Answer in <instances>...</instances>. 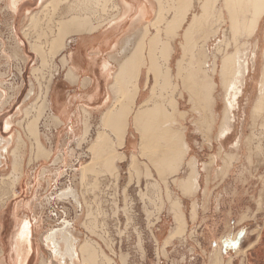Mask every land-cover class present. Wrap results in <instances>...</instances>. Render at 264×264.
I'll return each instance as SVG.
<instances>
[{"label":"rangeland","instance_id":"1","mask_svg":"<svg viewBox=\"0 0 264 264\" xmlns=\"http://www.w3.org/2000/svg\"><path fill=\"white\" fill-rule=\"evenodd\" d=\"M16 20H12L6 6L0 3V138L6 140L11 135L14 137L13 146L18 148L17 152L21 160L18 170L22 176L21 182L19 183V180L13 188L10 180H5L0 184V260L7 259L5 254L7 255L10 252L9 242L12 237V250L16 255L13 249L14 239L25 218L30 220L33 233L37 224L39 225L37 236L40 238L42 235L54 232L55 243L59 239L63 240L65 232L68 231L66 226H64V228L44 232L48 227L47 220L41 219L40 223L37 219L39 224L35 222L36 218L32 217L33 207L37 212L44 211L46 213L50 211L48 202H46L47 193L45 195L41 193L42 197L39 199L42 202L41 205L35 204L34 197L28 189L27 178H30L31 175L37 176V174L64 175L61 181L51 183L53 185L51 190H57L54 187L55 185L58 186L61 194H55H58V198L62 199L59 205L63 209H66L69 205H73V202L75 206H78L79 213L76 219L80 218L82 240L75 239V245L82 244L87 240L96 246L99 245V250L101 249L100 251L104 253L106 258H101L104 260L102 262H100L101 259H98L99 262L97 264H107L109 259L116 264H208L206 259L209 255V264H212L213 242L230 228L233 229L234 223L239 225L243 223V228L253 230L252 233L255 239L260 237V228L264 222L263 213L258 215L234 213L228 216L222 210L219 212L217 205L222 207H233L235 205L234 207L239 211L241 208L239 206L240 200H237L234 204H230L229 202L235 195V191L239 190V187H235V174L239 175L237 176L239 179L241 176V180H243L242 184L245 185V188L249 184L252 186L255 184L256 186V178L264 173V107L261 110L262 112L260 111L261 113L256 118H253L250 108L246 107L244 102V98L247 99L251 96L250 92L246 90L238 96L235 110L231 114L226 113L224 105L226 87L221 82L222 80L219 77L218 71L220 61L226 53L231 54L232 59L237 53L247 63L248 76L252 72L253 76L259 77L261 65L258 62L255 63V60L253 62L252 54L255 52L256 57H259L260 60L261 50L264 48V18L260 23V31L252 37L242 34V30L239 33L233 32L228 24H224L221 27L219 22L213 21L214 26L212 25V28L217 30L215 37L211 35L215 33V31H212L207 38H195L199 45L205 43L203 46H207L209 50V53L206 52L205 47L204 56H206L203 57V63L211 65L215 61L216 70L213 78L217 87H214L212 92L213 101L210 108L218 118H213L214 122L209 131L205 134L200 133L196 130L194 123L198 118L197 115L190 110L186 101L177 93L176 101L178 102V108L180 112H186L184 113V118L179 123L182 128H185L187 141L192 144L190 154L189 152L188 154L189 156H194L196 161L205 163L208 167H204L205 165L201 166L196 192L187 194L185 197H182L178 193V190H176V186L178 185L176 183L175 186L174 181L177 177L181 178V173L175 177L165 175L163 178H160L150 168L152 180L147 179L144 173L142 174L146 160L138 157L135 149L131 150V146L135 148L137 146V134L131 127V118H129L130 123L125 137V147L120 150L127 154V158L121 164L115 163L112 168H106L104 164L95 166L92 161L88 165H79L85 162V153L90 152L89 144L94 138L86 140L87 142L84 139L82 140L84 142L81 144H75L73 138L77 137L78 134L73 136V124L65 125L63 128L64 147L60 151V157H64L67 161H70V158L74 157L76 146L77 156L79 157L80 154V157H82L78 160V163L53 166L49 164L48 160L51 154L48 156L36 154L35 137L40 140L46 152L50 150L48 146L49 135H47L46 130L52 124H49L47 119L44 120L45 115H48V108L46 111L42 109V115L39 119L37 118L39 122L37 121L38 128L36 129V135L30 136L27 133L26 126L34 116L36 119L38 112L36 108L41 107L46 88L57 73L56 56L58 55L51 59L47 58L44 62L45 64L41 65L38 54L33 52L31 48L34 45H38V49L47 52L49 49L48 40L57 31L59 22L35 21L36 23L30 24L29 21L25 25V23L19 21L15 22ZM24 25L26 28L20 33V28ZM180 40V38L176 40L177 46L175 49L177 50L179 49ZM179 54L180 52L178 55H172L170 61L171 68L175 65L174 61ZM146 59L148 62V54L146 55ZM252 66L253 69L251 68ZM175 83L178 84L179 81L175 79ZM30 91L32 92L31 94L29 93ZM148 92L149 89L145 91L144 98H146ZM28 96L30 97L28 98ZM253 96L255 95L253 94L251 97ZM140 99L143 100V98ZM99 104L102 105L103 101ZM117 106L118 102L116 101L112 108ZM99 115L100 113L96 118L95 114L92 113L91 117L83 119L82 124L84 122L90 126H97L98 124L100 127V122H98L100 120ZM231 115L234 119L232 123L229 121ZM7 120L11 121V128L10 130H3V124ZM222 123L231 125L227 128V135L223 140L218 141L216 136ZM176 127H179L177 123L174 128ZM84 129L88 132L87 127H84ZM249 130L252 131L250 134L248 133ZM18 137L20 138L18 139L19 142H17ZM240 141L247 147L249 160H244L245 156H242V161L240 159L241 162L238 161L235 164L237 161L233 160L235 153L232 147L236 145L239 148ZM251 144L252 147L249 149ZM127 146L129 150L126 149ZM221 146L224 148V151H219ZM132 152H135L140 174L131 175V173H128L129 157ZM237 152H239V149ZM120 153H117V155ZM218 153L221 154L219 155ZM188 154L186 155V160L193 158H189ZM112 156H116V152ZM226 157L227 159H224V161L221 160V158ZM215 160L216 162L213 163ZM8 164L5 167H9ZM84 166L87 168L85 167L86 175L84 174L83 176L80 172H82L81 168ZM4 174L5 172L0 173V177H4ZM207 175H210L211 179L208 183L209 190L205 194L206 191L202 188V179L205 176L208 178ZM182 177H186V175ZM253 177L254 179H252ZM75 178L78 179L77 197L73 191L74 185L77 183L74 182ZM247 179H252L255 183H245L244 181ZM151 184L153 187H151ZM236 184L241 185V182ZM69 190L74 192V196L68 197L65 195V192ZM255 193V188H253L251 195ZM169 199L178 200V203L180 202L179 210L183 215V223L180 229L176 231L173 228L175 225L172 213H169ZM259 204L258 206H260ZM24 205H27L29 208L31 206L32 211H28L27 207L20 208L18 210L19 214L15 218L14 212L16 207ZM193 205H197L196 209L193 208ZM203 205L209 207V212H206L205 209L206 213H202ZM13 214L14 217L12 216ZM24 215H28L29 217ZM22 216L24 217L18 223V227H16V220ZM209 243L212 244L209 245ZM244 247H247V243L240 245V251ZM261 247H263V250L256 258L253 255L254 249L250 247L246 249L245 255L240 254L241 252L238 251L237 256L234 257V261H230L228 260L229 258L227 259L222 256L223 258L219 259L220 264H264L263 244L261 243L256 249ZM42 248L40 245H35L34 248L33 244L30 255L42 253ZM46 248L48 249V247ZM218 248L221 249V246H218ZM225 249L228 250L229 248L225 247ZM241 260H244V262L242 263Z\"/></svg>","mask_w":264,"mask_h":264},{"label":"crops","instance_id":"2","mask_svg":"<svg viewBox=\"0 0 264 264\" xmlns=\"http://www.w3.org/2000/svg\"><path fill=\"white\" fill-rule=\"evenodd\" d=\"M0 3L1 5L7 6L4 0H0ZM18 3H20V5H18V10L16 11V13L13 14L9 12L11 13L10 15L13 21L14 19H17L15 22L19 21L25 23L26 25L30 20V16L32 15V18H34L33 20L36 22L57 21L59 23H67L70 22L71 19L75 20L74 22H76V25L73 22L74 28L70 27L65 30V33H62L61 39L65 49L63 48L64 50H61L57 54V73L53 76L52 82L46 88L49 89L47 97L48 115H45L46 117L44 120L47 119L48 123L52 124V126H50L48 130H46L47 135H49L48 146L50 148L49 152L51 154V157L48 160L50 165L64 166L70 163L73 164L74 162L78 163V160L82 158L80 157V154L79 157L77 156L76 146L74 149V157L70 158V161H67V159L64 157H60V151L64 147V140L62 137L64 126H68L70 124L74 125L73 136L75 134H78L77 137L75 136V138H73V142L75 144H81L82 142L86 140L88 141L89 139L92 140L99 128H101V130L104 129L103 132L106 133L108 137L110 136V139H112L111 129L103 128L101 126L99 127L98 124L97 126H90L87 124V127L89 128L87 136L85 137V140L82 141V133L84 129L82 124L83 119H88L92 116V113H94L95 117L97 118L98 114L101 111L107 110L112 102L119 101L121 97L119 96V93H116L113 91V89H111V85L114 84L115 79L119 75L120 69H123L124 65H135V67H133V73L137 81L136 85L139 91L138 101H140V98L143 97L146 91V55L149 53H158L163 42L168 43L170 47L173 48L172 55H174V53L178 55V53L180 52V45L182 43L184 33L189 26V23H191L195 17L200 15V6L202 5V3H205V0H21V2L19 0ZM214 3H217L216 0ZM98 5L100 8H97ZM100 10H102V12H100ZM24 14H26V16L28 17L27 19H25L26 21L23 18ZM25 25L23 26L24 28H20V33L26 28ZM76 27L78 28L76 29ZM56 32H54L53 36L48 40L49 43L52 38L56 37ZM201 33L203 32H201L200 30H196L195 32L194 30H192L190 36L192 38H199ZM208 34L209 33L207 32L206 35ZM205 36L203 34V36L201 37ZM177 38L181 39L179 42L178 50L175 49V47L177 46ZM209 72V69H207L205 72V78H208L206 81H212L213 79L212 72ZM213 90L214 88L211 90V88L208 87L205 94L208 103L207 113L212 114L211 125L214 122L213 118H218L216 114H214L215 112H213V110L210 108V103H212L213 101V97L211 96ZM113 93L114 95H116L114 96ZM178 95H181L180 97H182V99L185 98L184 100L190 107V110L198 115V113L193 110V107L191 106L192 104L188 102V97L186 96V94ZM254 99L255 98L253 96L250 98V101L247 102L246 98H244L245 106L249 107L250 111H252ZM101 101H103L102 105L99 104L101 103ZM176 104V114L179 116L177 118H179L180 121L181 118H184V115L182 116V114L186 112H180L178 108V102H176ZM197 117L200 118V115H198ZM198 118L197 120L199 122L200 120ZM54 119H57L58 121H55L59 123L56 124V122H54ZM197 120L194 122L197 131L202 134H205L207 131H209L210 128L201 130ZM179 121L177 119V126H179L180 128L176 127L175 129L182 130L185 136V142L189 147L190 154L192 144L187 141L185 134L186 131L184 130V128H181L182 126ZM224 126L225 123H222L220 129ZM251 132V130L248 131L249 134ZM208 145L210 146L209 142ZM102 147L103 148L100 149V152L97 151L98 154L94 155L91 151L89 153H85V162L79 165H88L89 163H91V161H93L94 164L103 165L102 162H105V159H109L110 157H112L111 154L113 155L114 152H123L118 150L117 148L112 149L108 144H104L102 145ZM251 147L252 144L249 149H251ZM246 148L247 147L244 146V143L240 141L239 152H237V150L235 149L233 150L235 153L233 159L237 161L235 164L240 161L242 156H245V158H243L244 160H249V154ZM109 155L110 157H108ZM95 157L96 159H94ZM190 157L194 156H189V158ZM196 165L200 170L201 166L205 165V163H200L197 161ZM188 170L189 169H186L185 172H183L181 169L180 173H184L181 175V177L189 174ZM207 176L208 178L205 176L202 179V188L206 191L205 194L209 190L208 183L211 179L210 175ZM237 176L239 175L235 174L234 183L235 187H239V190L235 191V195L229 200V202L230 204H234L237 200H240L239 206L241 208L239 209V211H237L236 207H234L235 205L233 207H222L217 205L219 212H221L222 210V212L228 214V216L234 213H240L242 215H258L260 213L264 214V173L256 178V186L255 184L253 186L249 184L246 185L245 188V185L242 184L243 180H241V176L240 179ZM21 177L19 183L21 182ZM63 178V174H37V176L31 175L30 178H27L26 183L28 182V189L34 197V203H38L41 205L42 202L39 199H41L42 195H45L47 193L46 202H48V206L50 208V211L45 213L44 211L37 212L33 207L32 217L38 219L39 222L42 221L41 219H43L44 221L47 220L46 223L48 227L44 232H50L52 230H56L62 228L63 226H66L67 230L73 235V239H78L80 241L82 240L81 222L79 217L78 219H76L79 210L76 208L74 203L73 205H69V207H66V209H63L61 205H59L62 199L58 198L61 194L58 190V186L55 185L54 187L57 190H51V188L53 187L51 183L59 182ZM252 179H254V177ZM252 179H247L244 182L255 183L254 181H252ZM74 182H77L74 185L73 190L77 197L78 179L75 178ZM238 182H241V185L236 184ZM253 188H255L256 193L254 195H251ZM176 190H178V193L182 197H185L187 194H189H183L182 190L179 189L178 186H176ZM55 193L60 194L58 195ZM258 203H260V206H258ZM196 207L197 205H193V208L196 209ZM20 208H26L28 211H32L31 206L30 208L27 205L17 206L14 212L15 218H17L18 216V210ZM208 208V206L203 205L202 213H204L205 211L209 212ZM14 214L12 215L13 217ZM24 216L16 220V227H18V223ZM243 225V223H241L240 225L234 223L233 229L230 228L228 231L223 233L216 241L213 242L214 247L215 245L221 246V254L227 259L229 258L228 260L230 261L235 260L234 257L237 256V252L240 251L239 247L241 244L245 245L247 243V247L243 248V250L245 251L249 248V246H251L254 249L253 255L255 256V258L263 250V247L259 249H256V247H258L261 243L264 246V222L260 228V237H258L257 239L254 238L255 236L252 233L253 230L243 228ZM35 238L36 237H33V240H35L34 244L43 247V252L39 253V255H36L35 253L30 255L26 259L27 264H59V259H57L58 257H52L50 250L48 251L46 247L44 248V244L39 243L37 238ZM12 243L13 237L9 242L10 252L7 255L5 254V257L7 258L5 262L7 264H17V261H19L12 250ZM211 244L212 243H209V245ZM225 247H228L229 249L226 250ZM42 258L44 261L42 260ZM209 258L210 255L206 259L208 264Z\"/></svg>","mask_w":264,"mask_h":264},{"label":"bare ground","instance_id":"3","mask_svg":"<svg viewBox=\"0 0 264 264\" xmlns=\"http://www.w3.org/2000/svg\"><path fill=\"white\" fill-rule=\"evenodd\" d=\"M18 1L19 0H4V2L7 5L6 6L7 10L13 14L16 13V11L18 10V5H20ZM214 2L215 0L214 1L205 0V3L204 4L202 3V5L200 6V15L195 17L194 20L191 23H189V26L187 27L184 36L182 38L183 41L180 45V54L174 61L175 65L173 64L174 66L172 68L170 67V60L172 58L173 48L170 47L168 43L163 42L158 53L148 54V62L147 65H145L146 68L145 74H146V91L149 89V92L146 98L142 97L145 100L140 99V101H138L139 91L136 85L137 81L133 73V67H135V65H124L123 69H120L118 75L119 78L117 76V78L114 81V84L111 85V89H113L114 92L119 93V96L121 97L119 101H117L118 106L112 108L113 105L116 103V102H112L111 105L107 108V110L100 112L99 115L100 120L98 121L100 122L101 127L111 129L112 139H110V136L108 137L106 133L103 132L104 129L101 130L100 128V130L97 131L94 140L91 141L89 147L90 151L94 155L100 152V149L103 148L102 145L104 144L110 145L112 149L114 148L115 149L117 148L118 150L124 149L125 137L130 123L129 118H131V127L133 128L134 132L137 134V141H136L137 146L135 145L136 148L134 146H131V150L135 149L138 153L137 156L141 157V159L143 158V160L144 159L146 160V164H144L145 168L142 170V174L144 173L147 179L152 180L153 177L151 176V171H153L157 176H160V178H163V176L165 175L175 177L176 175H178V172L179 173L181 172L180 171L181 169L183 172H185L186 169H189L188 170L189 174L186 173L187 174L186 177L175 179L178 187L182 190L183 194H187V193L193 194L194 192H196L198 188V180L200 178L199 177L200 170L197 168L196 165L197 161L194 157L186 160V155L189 152V147L185 142V136L182 130H177L174 128L175 124L177 123L176 119H178L179 121V118L176 117L178 115H176L177 101L175 99L177 97V93L186 94V96L188 97V102L192 104L191 106L193 107V110L196 111L198 115H200V118H198L200 121L198 122L197 120V122L200 129L204 130L211 127V120H212V114L207 113L208 103L205 94L208 87L211 88L212 90L214 86H216L214 82V78L212 79V81L208 80L210 82L206 81L208 78L207 79L205 78L206 77L205 72L207 69H209V71L212 72V74L213 72L215 73V69H216L215 61L212 62L211 64L212 66L206 64L205 62L203 63V57L206 56V55L204 56L205 47H206V52L209 51L208 47L203 46L205 43L203 45H199L196 40L197 37L196 39L192 38L190 36V33L192 30H194V32L196 30L197 31L200 30L201 32H203L201 33L202 35L200 34L201 37L203 36V34L205 36L208 32L209 34L205 36L207 38L212 33V31L213 32L215 31V33L211 34L213 35V37H215L217 30L212 28L214 21V22H219L221 27L224 24L225 25L228 24L233 32L236 31V33H239L242 30L241 31L242 34H245V36L247 37L249 36L252 37L258 31H260L259 30L261 29L260 23L264 18V0H216L217 2L216 4ZM97 8H100L99 5ZM100 12H102V10H100ZM32 17L33 15L30 16L29 18L30 24L32 23L34 24L35 22L33 20L34 18ZM23 18L25 20L28 17L26 16V14H24ZM74 21L75 20L71 19L70 22L59 23L58 27L55 26L57 27V32L55 33L56 37L51 39L49 43V49L47 52L38 49L37 48L38 45H34L31 48L33 52L38 54L41 65L46 61L47 58L51 59L55 57L61 50L63 51L65 49L61 39L62 33H65V30H67L68 28L73 27L74 23L76 25V22ZM77 28L78 27H76V29ZM205 37H201V38L203 39ZM263 42H264V31H263ZM230 55L231 54L226 53L223 56V58L221 59L220 69L218 72L219 77L222 80L221 82H223L224 86L226 87V91L224 93L225 112L231 114L233 110H235V108L237 107L238 96L244 93L246 90H248L251 96L253 94L255 95L254 96L255 99L253 101L254 104L251 112L253 118H256L258 114L262 112L261 110L264 107L263 106L264 105V48L261 50L260 60L259 57H256L255 52L254 54H252L253 62L255 60V63L258 62L261 65V72L259 74V77L253 76L252 72L250 76H248L249 70L247 67V63L243 58H241L242 56H239V54L236 53V56L232 59L231 58L232 55L231 56ZM251 68L253 69V66ZM213 76L214 74L212 75V77ZM175 79L179 81L178 84L175 83ZM48 90L49 89H46L44 93L41 107H39L38 109L36 108V110H38L36 119L34 116V118L27 123L26 130L30 136H34L37 134L36 132V129L38 128L37 121L42 115V111H43L42 109L46 111V109L48 108V99H47ZM31 91L33 90L31 89ZM31 91L29 92L30 94L32 93ZM251 96L246 99L247 102H249ZM29 97L30 96H28V98ZM183 115L185 114H182V116ZM55 120L58 121L57 119H54V122H56ZM233 120L234 119L231 115L229 120L230 123H232ZM58 123L56 122V124ZM83 125L85 128L87 127V123L84 122ZM230 125L225 124V126L222 127L220 131L218 130L219 132L217 133L216 136V139L218 141L223 140V138L227 135L226 130ZM10 126H11V121L10 120L5 121V123L3 124V130H10L11 128ZM84 130L85 131L83 133L82 140H84L87 135L86 134L87 130L86 129ZM13 139L14 137L12 135L6 140H2L0 138V173L5 172V174L3 175L4 177H0V184H2L5 180H10L12 188L15 186V184H17V182L20 180L21 177V173L18 170V166L20 165L19 162L21 160L19 159L20 157L17 152L18 148L17 147L15 148L13 146V142L15 141V140L13 141ZM18 139L20 138L19 137L17 138V142H19ZM34 141L36 147V154H40L41 156L50 155L49 151H47L48 154H46L47 152L44 149V146L40 143V140L37 139V137H35ZM232 148L233 150L239 149L236 145ZM126 149L129 150L128 146L126 147ZM219 151H224V148L221 146ZM108 157H110V155ZM135 157H136L135 152H132L129 157L130 161L128 163V173L129 174L131 173V175L141 173L139 171V167ZM126 158H127V154L125 152L120 153L119 155H117L116 153V156H112L109 159H105V162H102V164H104L106 168L107 167L112 168L115 165V163L121 164ZM228 158L230 157L228 156ZM94 159H96V157ZM224 159H227V157L221 158L222 161H224ZM215 162L216 160L213 163ZM7 163H9L8 164L9 167H5ZM96 165L97 164H95V166ZM85 167L86 166L82 167L81 168L82 172H80L81 174H83V176L85 174V169L87 168ZM204 167L208 168L206 165ZM150 168L152 169L151 171ZM151 187H153V185ZM65 195L71 197L74 196V192L72 190H69L65 192ZM168 201H169V206H168L169 212L172 213L173 221L175 225V227L173 228H175L176 231L177 229H180L181 224L183 223L182 222L183 215L182 212L179 210L180 202L178 203V200L174 201L173 199L172 200L169 199ZM76 208L78 209V206H76ZM35 222L39 223L37 219ZM62 228H64V226ZM38 231H39L38 224L35 227V232L33 233L32 224L30 220H28L27 218L23 220L20 226V230H18V233L15 235L16 237L14 239V246H13V249L16 253V257L19 260L17 261L18 262L17 264H27L26 259L32 253V246L34 244L33 237H36L39 243H43L46 247H48V249L50 248V253L52 254V257L54 258L58 257L57 259H59L58 261L59 264H97L99 262L98 259L100 260L101 258L105 257L104 253L100 251L101 249L99 250L98 248L99 245L97 244L98 246H96L89 240L85 241L82 244L79 243L75 245L74 243L76 242V240L73 239V236L68 231L65 232V235L62 238L63 240L59 239V241L56 243L54 242V232H52L51 234L48 233L46 235H42L40 238L37 236ZM250 247L251 246H249V248ZM34 248H35V244H34ZM240 252H241L240 254L245 255V250H242ZM36 255H39V253H36ZM211 256L213 257V260L211 261L212 264H220L219 259H222L223 255L221 254V249L218 248L217 245L214 247ZM244 260H241V262L243 263ZM5 261L6 259H3V261L0 260V264H7ZM102 261L104 260L101 259L100 262ZM107 264H116V263L109 259Z\"/></svg>","mask_w":264,"mask_h":264}]
</instances>
